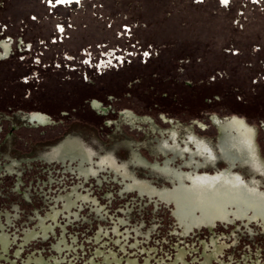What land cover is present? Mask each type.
<instances>
[{
    "label": "rangeland",
    "instance_id": "obj_1",
    "mask_svg": "<svg viewBox=\"0 0 264 264\" xmlns=\"http://www.w3.org/2000/svg\"><path fill=\"white\" fill-rule=\"evenodd\" d=\"M58 2L0 0V176L77 132L132 139L234 116L264 158V0Z\"/></svg>",
    "mask_w": 264,
    "mask_h": 264
},
{
    "label": "water",
    "instance_id": "obj_2",
    "mask_svg": "<svg viewBox=\"0 0 264 264\" xmlns=\"http://www.w3.org/2000/svg\"><path fill=\"white\" fill-rule=\"evenodd\" d=\"M0 264H264V158L244 126L77 132L0 176Z\"/></svg>",
    "mask_w": 264,
    "mask_h": 264
},
{
    "label": "flooded vegetation",
    "instance_id": "obj_3",
    "mask_svg": "<svg viewBox=\"0 0 264 264\" xmlns=\"http://www.w3.org/2000/svg\"><path fill=\"white\" fill-rule=\"evenodd\" d=\"M72 1H79V0H60V2H58V3H62V2L66 3V2H72ZM223 2H224V0H223ZM0 47L2 49L1 50L2 52H0V58L7 56L9 54V51H10V43L8 42V40L1 41ZM98 104H99L98 101H94L95 106H97ZM33 119H36V120L42 121V122L46 121L45 116L40 112L34 113ZM229 124H232V126H244L245 129L248 131V133L251 135V137L255 141V129H254V127L248 125L244 119L239 118L237 116H234L227 121L226 126H230ZM249 127H250V129H249ZM256 147H257V145H256Z\"/></svg>",
    "mask_w": 264,
    "mask_h": 264
},
{
    "label": "snow or ice",
    "instance_id": "obj_4",
    "mask_svg": "<svg viewBox=\"0 0 264 264\" xmlns=\"http://www.w3.org/2000/svg\"><path fill=\"white\" fill-rule=\"evenodd\" d=\"M228 2V0H224V3H227Z\"/></svg>",
    "mask_w": 264,
    "mask_h": 264
},
{
    "label": "bare ground",
    "instance_id": "obj_5",
    "mask_svg": "<svg viewBox=\"0 0 264 264\" xmlns=\"http://www.w3.org/2000/svg\"><path fill=\"white\" fill-rule=\"evenodd\" d=\"M230 126H232V124H229ZM248 127V126H247ZM249 129H250V127H249Z\"/></svg>",
    "mask_w": 264,
    "mask_h": 264
}]
</instances>
